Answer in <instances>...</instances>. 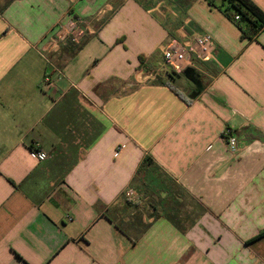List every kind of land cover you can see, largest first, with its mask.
Returning a JSON list of instances; mask_svg holds the SVG:
<instances>
[{
	"label": "crops",
	"instance_id": "crops-1",
	"mask_svg": "<svg viewBox=\"0 0 264 264\" xmlns=\"http://www.w3.org/2000/svg\"><path fill=\"white\" fill-rule=\"evenodd\" d=\"M225 8L0 0V264H264V28L242 37ZM71 18L82 42L43 52ZM202 34L197 89L161 51Z\"/></svg>",
	"mask_w": 264,
	"mask_h": 264
},
{
	"label": "built area",
	"instance_id": "built-area-1",
	"mask_svg": "<svg viewBox=\"0 0 264 264\" xmlns=\"http://www.w3.org/2000/svg\"><path fill=\"white\" fill-rule=\"evenodd\" d=\"M235 21L239 16L234 17ZM88 33V29L79 19H68L60 22L55 26V33L42 46V51L47 53L56 52L60 46L66 42L79 45ZM214 42L209 34L196 35L192 38H183L181 40H170L161 51L162 62L165 74L172 72L180 75L187 68H194L196 62H208L213 57ZM54 82L49 75H45L42 80V87L50 89ZM222 138L230 152H236V137L231 129L226 128ZM36 157L39 161H44L47 157L43 151H36ZM124 199L132 204L138 205L141 202V194L133 189L128 188L123 193Z\"/></svg>",
	"mask_w": 264,
	"mask_h": 264
},
{
	"label": "trees",
	"instance_id": "trees-1",
	"mask_svg": "<svg viewBox=\"0 0 264 264\" xmlns=\"http://www.w3.org/2000/svg\"><path fill=\"white\" fill-rule=\"evenodd\" d=\"M223 2L226 4V8L224 9L226 16L236 23L241 31L242 37L251 39L264 28V14L251 0H223ZM235 16H239L238 21L234 20ZM165 84L175 95L188 102V100L184 98V96L171 83L167 82ZM147 163L149 164V160L144 159L142 165H146ZM128 204L134 206L130 203ZM263 236L264 229L253 239H258ZM132 241H137V238L132 239Z\"/></svg>",
	"mask_w": 264,
	"mask_h": 264
},
{
	"label": "water",
	"instance_id": "water-1",
	"mask_svg": "<svg viewBox=\"0 0 264 264\" xmlns=\"http://www.w3.org/2000/svg\"><path fill=\"white\" fill-rule=\"evenodd\" d=\"M168 76H170L171 78H174V79L183 77L188 82H190L193 85H195V87H197V89L200 88V86H201V82H200L199 76H198V74L196 73V71L193 68H187V69H185L182 72V74H180V75L172 72ZM198 93L199 92H196V94H198ZM190 98H194V96H190Z\"/></svg>",
	"mask_w": 264,
	"mask_h": 264
},
{
	"label": "rangeland",
	"instance_id": "rangeland-1",
	"mask_svg": "<svg viewBox=\"0 0 264 264\" xmlns=\"http://www.w3.org/2000/svg\"><path fill=\"white\" fill-rule=\"evenodd\" d=\"M134 209H137L136 205L133 207Z\"/></svg>",
	"mask_w": 264,
	"mask_h": 264
}]
</instances>
